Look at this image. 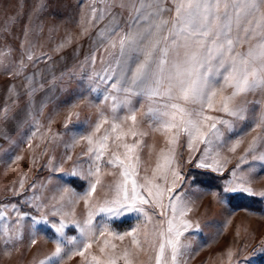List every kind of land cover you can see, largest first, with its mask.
Returning a JSON list of instances; mask_svg holds the SVG:
<instances>
[{
	"label": "rangeland",
	"instance_id": "1",
	"mask_svg": "<svg viewBox=\"0 0 264 264\" xmlns=\"http://www.w3.org/2000/svg\"><path fill=\"white\" fill-rule=\"evenodd\" d=\"M125 4L124 8L115 6L113 10V7L109 8V0H0V212L5 213L4 218L0 219V264H41L54 251L56 243L53 230L42 225L33 227L30 216L39 218L41 214H49L48 219L53 221L63 217L69 225L65 229V236H75L78 241L82 239L71 221L75 219L83 222L87 217L88 205L84 200L77 201L76 194H83L88 184L77 179L66 182L64 173L74 167L87 172L92 155L88 153V142L86 139L77 141L73 137L92 133L94 126L104 117L108 118L109 123L103 124L100 132L93 137L94 141L102 137L105 130H110L112 101L101 102V98L109 92L117 94L109 87L111 81L96 83L88 79L93 72H100L115 60L111 48L95 52L94 67L90 60H86L96 48L93 40L97 33L110 19L106 15L103 21L97 23L90 17L93 7L98 9L97 17L101 15L100 9H108L113 14H119L120 23L127 30V0ZM167 7H172L170 2ZM171 14L166 13V17L170 19ZM248 47L240 45L237 50L245 52ZM28 49L34 53L32 61L27 60ZM109 53L113 55L110 56ZM45 54L51 59H40ZM21 58L27 64L22 75H12L5 70L6 66L15 68ZM102 58L104 63H101ZM31 74H39V83L34 82L37 91L30 103L26 94L25 77ZM53 76L57 78L55 84L50 83ZM39 84H43V89H40ZM94 84L98 91L90 93L89 87ZM231 92L232 89L227 88L222 95L227 96ZM215 100L217 108L220 106L221 95ZM5 107L7 113L3 111ZM131 107L137 109L134 113L135 127L147 132V135L136 137L135 140L128 136L123 141H115L116 134L110 133L112 138L108 141L107 153L99 162L101 183L90 198L93 205L102 203L106 197L111 198V189L121 179L122 169L105 163L114 152H119L123 158L124 149L119 147L120 144H133L136 140H142L136 150V155L139 156V175L136 179L139 183H143L145 177H153V171L160 162L161 150L167 152L173 147L168 142L167 134L153 131L149 126V119L145 115L149 107L147 98L133 96ZM250 109L247 120L234 121L238 129H251L260 120L259 111L257 120L253 115L259 105L253 103ZM132 114L131 108H118L116 115L121 119L117 122L124 131L132 128L133 123L130 118L125 120L123 117H130ZM207 114L232 119L219 111L208 110ZM224 131L227 139L229 133L227 129ZM257 137H264L263 124L248 131L235 152L228 150L231 144L213 149V152L219 151V158L225 165L221 176L185 163L190 155L199 157L200 153H191L186 146V135L181 134L179 143L175 146L176 160L186 181L189 176L195 178L184 185V195L191 209L185 218L193 224V228L181 238L182 243L190 245L185 257L187 264H235L237 259L243 260L251 256L264 243V198L239 193L234 194L230 203L225 205L215 194L219 192L222 180L229 177V173L240 163L241 156L245 155L249 144ZM197 147L203 150L204 145L198 144ZM262 153L264 139L258 141L256 149L257 155ZM69 156L71 159H68ZM248 159L249 163L243 164L237 172L239 174L242 170H249L253 189L257 192L264 191V169L259 163L252 161V154H249ZM169 179L171 180V176ZM64 186L74 189L75 194L72 191L62 193ZM177 191H180L179 187ZM61 195H64L63 200L60 199ZM70 197L72 202H69ZM167 202L166 197L165 204ZM11 204H16L21 212L30 213V216L18 221ZM6 205L9 207L5 208ZM36 206L41 207V212H37ZM54 207L61 209L57 216L50 215ZM144 207L153 214L154 223L163 219L158 215L159 209L150 205ZM94 223L106 224L108 232L98 239L93 237L92 247L83 257H66L64 264H94L92 256L105 260V253H113V244L116 245L114 254L121 257L117 264H125L122 259L125 249L132 252L133 264H155L152 237L149 236L146 242L143 235L145 230L151 232L152 225L145 229L142 220L135 219L131 214L112 220L101 215L95 218ZM137 224L140 225L139 238L143 251L132 245L130 236H125L121 241L115 235L122 234ZM5 228L13 237L9 245L4 244ZM33 239L35 243L32 242ZM105 240L108 241V247L105 253H101ZM72 248L70 243L65 245L66 251ZM229 251L236 253L231 257V262ZM250 264H264V256L252 257Z\"/></svg>",
	"mask_w": 264,
	"mask_h": 264
},
{
	"label": "snow or ice",
	"instance_id": "2",
	"mask_svg": "<svg viewBox=\"0 0 264 264\" xmlns=\"http://www.w3.org/2000/svg\"><path fill=\"white\" fill-rule=\"evenodd\" d=\"M169 2L172 7H167ZM113 6L124 8L125 0H109V8ZM127 7V30L125 25L120 23L119 14H113L108 9H100L101 15L97 17L98 9L93 7L90 17L97 23L103 21L106 15L110 19L97 33L93 40L96 48L86 60H90L91 66L94 67L95 52L107 51L108 48L113 49L115 60L100 72H93L88 79L96 83L111 81L109 87L117 94L112 95L109 92L101 98V102L112 101L113 118L110 130H105L104 135L94 141L93 137L100 132L103 124L109 123L108 118L104 117L94 126L92 133L73 137L74 140L86 139L88 142V153L92 155L87 172L74 167L64 173L66 182L77 179L88 184L83 194H76L77 201L84 200L88 205L87 217L83 222L75 219L71 221L72 226L79 230L82 239L78 241L75 236H65V229L69 225L63 217L53 221L48 219L49 214H41L37 218L30 216V213L21 212L16 204L10 205L18 221L30 216L33 227L42 225L53 230L56 247L41 264H64L66 257H83L92 247V238L98 239L108 232L106 224L94 223L97 216L103 215L112 220L129 214L137 220H142L145 229L152 225L151 232L145 230L143 235L146 242L149 236L152 237L155 264H187L185 257L190 245L182 243L181 238L193 228V224L185 218L191 209L184 195V185L195 178L189 176L186 181L176 160L175 146L178 145L181 134L187 137L188 150L191 153H200L199 157L190 155L185 163L192 164L193 168L222 176L225 165L219 158V151L213 152V149L231 144L228 150L235 152L248 131L264 124V114L251 129H238L234 123L247 120L245 102L236 103L237 97L264 90V0H127ZM170 12L173 15L169 19L166 13ZM25 36L27 37V31ZM253 40L255 43H252ZM242 42L249 44L245 52L237 50ZM33 56L34 53L30 49L26 50L28 61H32ZM40 59L51 57L45 54ZM101 63H104L103 58ZM26 68L27 64L21 58L15 68L6 66L5 70L12 75H22ZM38 75L25 77L26 94L30 103L37 91L34 82L39 83ZM56 79L53 76L50 83L55 84ZM14 87L13 85L12 88ZM39 87L43 89V84H39ZM227 88L232 89L231 94L222 95ZM96 91L98 88L95 84L89 87L90 93ZM218 95H221V102L217 109L215 98ZM133 96L148 99L149 107L145 115L149 119V126L153 131L167 134L168 142L173 147L167 152L161 150L160 162L153 171V177H145L144 182L139 183L136 179L139 175V156L136 155V150L142 140H136L133 144H120L119 147L124 149L123 158L119 152H114L105 163L121 168V179L114 189H111V198L106 197L102 203L93 205L90 198L101 183L99 162L107 153L108 141L112 138L110 133L116 134L115 141H123L128 136L135 140L136 137L147 135V132L135 127L134 113L137 109L131 107ZM119 107L131 108L133 112L130 117H123L125 120L130 118L133 123V127L127 131L117 122L121 119L116 115ZM208 110H218L232 119L208 115ZM3 111L7 113L8 110L5 107ZM224 129L229 133L227 139ZM262 139L264 137L253 139L245 155L241 156L240 163L229 173L228 178L222 180L219 192L215 193L221 203L229 204L232 196L239 193L264 198V191L257 192L251 186L253 181L252 176L248 174L249 170H242L239 174L237 172L243 164L249 163V154H252V161L259 163L264 169V153L256 154L258 141ZM198 144L204 145L203 150L197 147ZM178 187L180 191H177ZM61 191H72L75 194V190L67 186L62 187ZM60 199L63 200L64 195H61ZM69 202H72L71 197ZM145 205L159 209L158 215L163 219L154 223L153 214L149 213ZM7 207L9 206L6 205L5 208ZM36 208L37 212H41V207ZM60 212L61 209L54 207L50 215L57 216ZM4 215L5 213L0 212V219H3ZM196 229H199L198 225ZM115 235L121 241L125 236H130L132 245L143 251L139 224ZM12 240L13 237L5 228L4 244L9 245ZM32 242L35 243V239ZM69 243L73 248L66 251L65 245ZM107 247L108 241L105 240L100 252L105 253ZM111 247L113 253H105V260L92 256L94 264H117L121 257L114 254L116 245ZM240 254H243V249ZM234 255L236 253L229 251L230 262ZM256 255L264 256V243L257 247L251 256L243 260L237 259L235 264H250L252 257ZM131 256L132 252L125 249L122 255L125 264H133Z\"/></svg>",
	"mask_w": 264,
	"mask_h": 264
},
{
	"label": "crops",
	"instance_id": "3",
	"mask_svg": "<svg viewBox=\"0 0 264 264\" xmlns=\"http://www.w3.org/2000/svg\"><path fill=\"white\" fill-rule=\"evenodd\" d=\"M115 6H113V10H114ZM173 15V13L171 14V16ZM255 41H252V43H254ZM240 45H247L249 46L248 43H241ZM239 45V46H240ZM238 46V47H239ZM118 71V70H117ZM241 103V102H245V106L247 108V112H250V107L251 105L254 103L255 105H259V109L254 111L253 115H255L256 120H257V112L259 111V113L262 115L264 114V90H256L254 92H250L247 93L246 95H241L239 97H237L236 99V103ZM188 107H193L192 105H188ZM220 106L218 105L217 108H219ZM211 111V110H210ZM218 112V110H217ZM224 116H226L225 114H222ZM249 115V113H248ZM264 125V124H263Z\"/></svg>",
	"mask_w": 264,
	"mask_h": 264
},
{
	"label": "bare ground",
	"instance_id": "4",
	"mask_svg": "<svg viewBox=\"0 0 264 264\" xmlns=\"http://www.w3.org/2000/svg\"><path fill=\"white\" fill-rule=\"evenodd\" d=\"M261 256V255H260Z\"/></svg>",
	"mask_w": 264,
	"mask_h": 264
}]
</instances>
